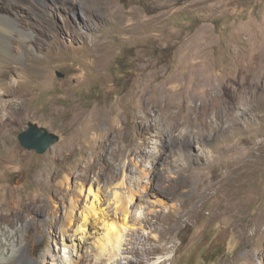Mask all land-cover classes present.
I'll return each mask as SVG.
<instances>
[{"label": "rangeland", "instance_id": "rangeland-1", "mask_svg": "<svg viewBox=\"0 0 264 264\" xmlns=\"http://www.w3.org/2000/svg\"><path fill=\"white\" fill-rule=\"evenodd\" d=\"M14 1L21 39L10 36L6 63L51 57L20 118L5 112L14 122L0 130V208L51 201L57 210L29 217L25 255L71 264L61 230L47 243L45 221L73 203L79 218L92 187L93 241L104 242L108 215L124 225V242L98 260L86 243L79 264H131L127 255L134 264H264V0H0V9ZM26 36L62 48L39 51ZM0 96L13 100L2 87ZM30 121L60 141L44 154L24 148ZM64 222L75 234L76 221Z\"/></svg>", "mask_w": 264, "mask_h": 264}, {"label": "bare ground", "instance_id": "bare-ground-1", "mask_svg": "<svg viewBox=\"0 0 264 264\" xmlns=\"http://www.w3.org/2000/svg\"><path fill=\"white\" fill-rule=\"evenodd\" d=\"M54 1V0H53ZM71 1V0H70ZM14 1L10 6H1L0 9V87L4 89V94L12 96L13 100L8 104H1V96H0V130L1 127L7 128L9 125L13 124V120L5 118V112L9 113L13 118H20V109L22 106L20 105V100L25 101L30 93L29 84L32 83V77L40 78V73L42 70L43 64H46L51 61V57L47 55L39 56L35 54H31L27 56V67L9 64L6 63L8 60L9 52L6 53L4 51L5 47H9L8 42L10 36L17 35L19 39L21 37L16 33V31H20L19 25L16 21L19 22L18 18H22L21 15V7L18 3ZM87 9V8H86ZM17 10L15 18L12 15H9L8 12ZM6 12V13H5ZM17 19V20H16ZM27 41L28 45H33L37 50H45L46 48L56 47L61 50L62 46H59L60 43L52 41V43L47 46L44 42L40 41L39 38L30 39L27 36L24 37ZM17 45L18 43L14 41ZM30 46H28L29 49ZM33 49V48H32ZM54 49L53 51H55ZM15 53L20 56L27 55L25 49H17ZM48 74V73H46ZM48 76V75H47ZM42 81V80H41ZM16 99V100H15ZM2 133L3 130H1ZM4 135V134H3ZM6 138V135L4 136ZM88 187V186H87ZM94 187V186H93ZM88 191V190H87ZM89 194H93L94 200L91 201L88 205H86V212L83 210L79 216L77 217L78 205L73 203V209L69 212L65 213V219L69 222H75V234L71 233V223L66 224L63 219H48L45 221L46 223V235H49V239L47 243H52L56 236L55 233L57 230H61L64 235V244L65 247L71 248L72 258L70 259L71 264H79L80 260L84 253H82L83 245L86 243L95 250L96 259L98 260L100 255L106 253L111 249V252L114 256H117L120 253L121 246L124 242V225L120 223V221L114 216L106 215L108 221H106L107 225V233L102 237L104 242L98 240L96 242L93 241L92 236V226L95 227V221L92 218H95L96 215L100 213V207L97 205V201L100 200L99 194L92 189L89 188ZM51 202V201H50ZM41 204L40 206H28L26 209L21 210L18 207H13L10 211H6V206L3 205L0 208V264H38V261L30 256L25 255L24 250L26 248V239L23 237L26 232L30 219L29 217L32 215H36L40 212H48L51 214H55L57 212L56 208L51 206L49 203ZM28 205V204H27ZM42 205H44L42 207ZM42 207V208H41ZM48 215V214H47ZM50 215V214H49ZM83 220H80L81 216ZM54 215H52L53 217ZM46 217V216H45ZM96 220V219H95ZM262 223V218L259 216L258 219L255 220V226L257 227V233L262 235V231L260 229V224ZM264 224V223H263ZM77 237H76V236ZM79 235L81 237H79ZM80 238V241L75 240L76 238ZM264 240V235L261 238ZM260 240V238H258ZM37 244V240L35 241ZM124 252H128L132 254V252L136 254V256H140L137 249L132 247L131 251L125 246ZM87 254V253H85ZM255 252L250 253V255L254 256ZM263 255H264V247H263ZM74 257H77V260H74ZM124 258L128 259L131 264L135 263L134 257L125 256ZM51 254L49 252L45 253L43 256V262L45 264H52ZM118 264H123L117 258ZM229 264H245L241 260L233 261ZM249 264H257L254 259H250Z\"/></svg>", "mask_w": 264, "mask_h": 264}, {"label": "water", "instance_id": "water-1", "mask_svg": "<svg viewBox=\"0 0 264 264\" xmlns=\"http://www.w3.org/2000/svg\"><path fill=\"white\" fill-rule=\"evenodd\" d=\"M58 75L60 77L64 76L61 72ZM18 138L24 148L34 150L39 154L46 153L61 139L59 134L31 121L28 124V128L20 133Z\"/></svg>", "mask_w": 264, "mask_h": 264}]
</instances>
